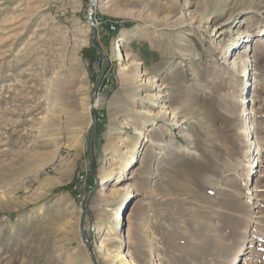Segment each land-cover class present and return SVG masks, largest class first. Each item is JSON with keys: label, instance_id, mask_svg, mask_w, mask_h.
<instances>
[{"label": "rangeland", "instance_id": "rangeland-1", "mask_svg": "<svg viewBox=\"0 0 264 264\" xmlns=\"http://www.w3.org/2000/svg\"><path fill=\"white\" fill-rule=\"evenodd\" d=\"M88 7L0 0V264H92L79 231L82 199L71 187L80 173L93 179L89 98L102 60L89 43ZM93 13L120 25L95 26L110 89L93 105L102 111L98 187L85 217L93 244L100 226L120 230L130 210L125 249L134 264H264V151L245 180L253 146L264 150V45L254 40L264 33V0H98ZM120 37L121 56L113 50ZM248 59L239 95L234 76ZM140 70L147 85L139 86ZM248 106L251 146L239 135ZM162 107L169 114L156 113ZM143 119L148 140L121 182L134 190L110 207V175L140 140ZM79 153L85 168L73 169ZM121 234L105 237L113 254ZM94 253L97 264H117Z\"/></svg>", "mask_w": 264, "mask_h": 264}, {"label": "bare ground", "instance_id": "bare-ground-1", "mask_svg": "<svg viewBox=\"0 0 264 264\" xmlns=\"http://www.w3.org/2000/svg\"><path fill=\"white\" fill-rule=\"evenodd\" d=\"M98 0H95V5L97 4ZM94 15V14H93ZM94 22V20H93ZM116 31V25H113V31ZM264 35V33H262ZM257 36L254 40L257 43H261L264 45V36ZM123 41H124V37H120L117 40V46L113 49L114 52H117L120 56H121V47H123ZM246 42L248 41L247 39L245 40ZM254 42V43H255ZM249 43V42H248ZM260 45V44H259ZM247 47L248 45L244 46V49L242 50V52L247 53ZM249 48V47H248ZM239 57L237 56L236 58H234L232 60V63L234 65V63H238L239 62ZM248 59V64H246L245 66L240 67L237 72L239 73L238 75H235L234 77L236 79H240L242 82L240 84L239 87V95L240 93L244 90L245 88H243V83H248L249 81V77H250V70L252 69V64L249 63ZM125 67H121L120 70L122 71ZM139 74V81L140 85H147L149 79L146 78L145 73L143 72V70H140ZM245 78V79H244ZM157 85V84H156ZM138 86V87H139ZM139 90V89H138ZM242 92V93H243ZM151 97H154L155 99H157L156 105L155 106H162L161 105V95L156 92L155 94L151 95ZM241 101L245 102L244 99V94L241 98ZM245 105V104H244ZM248 111V112H247ZM139 114H144V115H150V112L145 109V108H140ZM156 113L159 114H169V111H167L166 108L162 107L159 108L158 111H156ZM155 113V114H156ZM246 113V114H245ZM251 111H249V106L246 107L243 111H240V117L243 119V126H241L239 128V135L241 137L242 140H244V142H246V144H248L249 146H251L252 144H256L255 140H254V135H253V129H252V118L250 117ZM148 125H150L145 119L142 120V125L140 128V140L136 141L135 144H133L130 149L127 151V153L123 154V156H121L117 161L119 163V168H117V171L115 173L112 172L111 168L112 165L114 164V159L112 158V156L109 158L107 165L104 167V170L108 173H111L110 178H111V182L109 183V185H107V196H108V202L109 205L108 206H112L114 204H118L121 203V197L131 191L134 190V187L132 185H130V183L127 184H121V182L124 180V178H127V176L130 173V169L132 168V163L134 161H137L138 158L141 156L140 152H142L145 142L148 140V132L147 130H149V128L147 127ZM145 141V142H144ZM256 145L253 146V153L252 156L250 157L249 161L245 163L246 166V173H245V180H247V177L251 176L250 174L253 172V165H257L260 160L261 157L263 155V151L260 147H256ZM255 150V153H254ZM138 155H140L138 157ZM84 179V175H82V173L79 174L78 176V181L76 183H74L71 187L73 193L75 194V196L77 197V192L79 191V187H78V182L79 181H83ZM248 181V180H247ZM91 189V188H90ZM124 202L121 203V205H123ZM125 205V204H124ZM112 208H109L108 211H112ZM123 226L122 228H120L121 230V236H120V246H122V248L118 247V251L113 254L111 253L109 250H107L105 248V237L106 236H111L112 233H114L115 231L119 232L120 230H118L119 227V223H110L107 222L105 225L100 226L97 230V235L99 238H97V242L94 244V247L96 250L103 251V255L106 259L113 261H116L117 264H134V262L131 260V258H129V253L128 251L125 249V245H126V235H128V232L132 226V221H133V217H132V212L130 210L126 211L123 215ZM126 225V228H125ZM126 234V235H125ZM239 257V255H236L234 258ZM233 258V259H234ZM150 264H155L154 262H151Z\"/></svg>", "mask_w": 264, "mask_h": 264}, {"label": "water", "instance_id": "water-1", "mask_svg": "<svg viewBox=\"0 0 264 264\" xmlns=\"http://www.w3.org/2000/svg\"><path fill=\"white\" fill-rule=\"evenodd\" d=\"M95 7V0H89V7L87 9V13H88V22L90 24V27L92 29V34L90 37V45H92V47L96 50V52L99 54L102 63L98 72V78L93 86V89L91 91L90 94V98H89V102H90V117H91V124L89 126V133H88V142H87V155L89 157V163H90V171H92V175H93V179H94V187L92 190H90L87 195L80 201V225H79V231L81 234V237L83 239V242L86 246V249L89 252L90 255V259L92 264H97V260H96V256L94 253V244L92 242V240L90 239L89 235L87 234L86 228H85V220H86V208L88 205V201L90 199V197L93 195V193L95 192V189L98 187V176H97V171H96V158L94 155V134L96 131V123H95V107L94 105V100L96 98V94H97V89L98 86L103 78V75L106 71L107 68V64H108V60L102 50V48L96 44L95 42V37H96V33H97V29L94 25L93 22V9ZM123 215L124 212H121V217L123 219ZM123 222V221H122Z\"/></svg>", "mask_w": 264, "mask_h": 264}, {"label": "built area", "instance_id": "built-area-1", "mask_svg": "<svg viewBox=\"0 0 264 264\" xmlns=\"http://www.w3.org/2000/svg\"><path fill=\"white\" fill-rule=\"evenodd\" d=\"M93 20L94 25L98 26L100 24H105V28L108 29L109 31H113V25L116 24L117 22H110V21H106V22H98L95 20V16H93ZM110 88H109V77L107 76V73L105 72L103 75V78L98 86L97 89V94H96V98L99 100V94L100 92L102 93H108ZM98 106V105H97ZM94 106L96 108V110H100L99 107ZM96 123L98 124H102V111H98L96 118H95ZM78 175V174H77ZM78 187H79V191L77 192V198L78 201L80 199H83L85 194L87 195V193L90 191V183L88 182L87 178L83 181H79L78 182Z\"/></svg>", "mask_w": 264, "mask_h": 264}, {"label": "crops", "instance_id": "crops-1", "mask_svg": "<svg viewBox=\"0 0 264 264\" xmlns=\"http://www.w3.org/2000/svg\"><path fill=\"white\" fill-rule=\"evenodd\" d=\"M97 113H98V110H96V115H97ZM83 162V160H81V155H80V153H79V157H77L75 160H74V162H73V166H72V168L73 169H78L79 167H81V169H84L85 168V163H82ZM81 171V170H80ZM79 171V172H80Z\"/></svg>", "mask_w": 264, "mask_h": 264}, {"label": "trees", "instance_id": "trees-1", "mask_svg": "<svg viewBox=\"0 0 264 264\" xmlns=\"http://www.w3.org/2000/svg\"><path fill=\"white\" fill-rule=\"evenodd\" d=\"M118 27L120 26L118 23H117ZM94 49V48H93ZM95 50V49H94ZM100 65H101V62H100ZM88 180V179H87ZM88 182L91 184V186L94 185V182H93V179L92 180H88ZM94 187V186H93ZM68 187L67 186H64L63 188H58V190H64V189H67Z\"/></svg>", "mask_w": 264, "mask_h": 264}]
</instances>
